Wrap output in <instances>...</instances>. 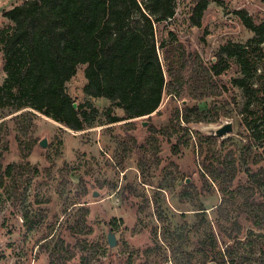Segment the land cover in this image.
Listing matches in <instances>:
<instances>
[{"label": "rangeland", "instance_id": "obj_1", "mask_svg": "<svg viewBox=\"0 0 264 264\" xmlns=\"http://www.w3.org/2000/svg\"><path fill=\"white\" fill-rule=\"evenodd\" d=\"M22 1L0 0V28L9 22L2 12ZM194 1L175 0V16L157 25V40L168 29L176 33L186 53V71L181 95L164 90L150 116L107 123L109 101L83 92L85 66L79 65L66 82L67 91L75 104L91 100L103 123L72 130L38 113L30 123L22 121L21 129L12 121L0 127L2 163H28L37 170L22 174L19 194L0 188V264H199L198 243L207 232L214 233L221 249L233 242L232 236L246 240L251 223L239 206L243 197L226 201L224 183L201 167L206 145L199 149L196 144L198 135L225 122L233 129L225 144L219 146L223 138H218L214 149L224 154L244 142L243 98L230 82L236 69L232 65L224 75L208 79L206 88L201 70L221 44L255 36L235 11L243 10L255 25L264 24V0H208L200 27L188 20ZM259 47L264 51V39ZM4 75L0 53V83ZM164 76L167 81L165 66ZM183 104H198L211 121L181 122L192 132L174 153L172 144L183 131L174 133L167 124ZM113 114L122 117L123 111L114 108ZM2 116L0 109V121ZM162 129L167 133L157 132ZM42 139L46 146L39 144ZM235 156L238 172L229 188L246 180V164ZM258 165L264 161L251 168ZM30 220L37 222L32 229ZM110 232L114 246L107 242Z\"/></svg>", "mask_w": 264, "mask_h": 264}, {"label": "trees", "instance_id": "obj_2", "mask_svg": "<svg viewBox=\"0 0 264 264\" xmlns=\"http://www.w3.org/2000/svg\"><path fill=\"white\" fill-rule=\"evenodd\" d=\"M208 4V0L194 1L188 16L191 26H201ZM235 13L255 36L246 42L221 44L209 65L202 66L201 79L206 88L208 79L224 75L235 66L237 75L230 82L243 98L241 113L246 115L239 123L244 127L245 140L236 152L229 149L224 154L214 149L218 138L213 135H198L196 144L199 149L206 145L201 167L213 180L224 183L222 191L231 198L226 201L233 203L234 196L243 197L239 206L243 205L251 226L244 235L246 240L232 236L233 242L223 249L214 233L207 232L198 243L199 264H264V165L251 168L264 161V51L259 47L264 24L255 25L243 10ZM2 16L9 22L0 28L5 74L0 83L4 118L0 127L12 121L21 129L22 121L30 123L38 113L72 130L103 123L91 100L74 105L67 91L66 82L79 65L85 66L83 92L109 101L104 111L107 123L150 116L157 111L164 90L180 96L184 89L186 53L181 42L171 29L165 38H156L157 25L175 16V0H23L4 10ZM114 108L122 109L123 116L113 114ZM208 113L198 104H183L174 112L167 125L174 133L182 130L183 134L172 144V152L178 153L181 145L187 144L182 137L192 132L181 122H210ZM157 132L166 134L167 130ZM226 140L219 141V146ZM235 155L246 164L242 170L246 180L229 188L238 172ZM1 159L0 153V188L19 194L22 174L37 170L28 163L4 165ZM33 221L28 229L37 224ZM234 223L235 231H240Z\"/></svg>", "mask_w": 264, "mask_h": 264}, {"label": "water", "instance_id": "obj_3", "mask_svg": "<svg viewBox=\"0 0 264 264\" xmlns=\"http://www.w3.org/2000/svg\"><path fill=\"white\" fill-rule=\"evenodd\" d=\"M76 105V104H74ZM143 125H146V121L142 122ZM233 126L231 122H225L224 124L218 126V127H209L208 134L213 135L217 138H224L227 137L228 134L232 131ZM39 144L41 146H46V141L45 139H42ZM107 242L109 246H114L116 244V239L115 236L112 232L108 233L107 236Z\"/></svg>", "mask_w": 264, "mask_h": 264}]
</instances>
